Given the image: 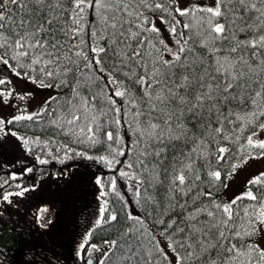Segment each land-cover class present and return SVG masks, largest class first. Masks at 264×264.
<instances>
[{
	"label": "snow or ice",
	"instance_id": "1",
	"mask_svg": "<svg viewBox=\"0 0 264 264\" xmlns=\"http://www.w3.org/2000/svg\"><path fill=\"white\" fill-rule=\"evenodd\" d=\"M0 104V233L48 238L23 264H59L40 193L79 160L73 264H264V166L232 190L264 161V0H0Z\"/></svg>",
	"mask_w": 264,
	"mask_h": 264
},
{
	"label": "trees",
	"instance_id": "2",
	"mask_svg": "<svg viewBox=\"0 0 264 264\" xmlns=\"http://www.w3.org/2000/svg\"><path fill=\"white\" fill-rule=\"evenodd\" d=\"M78 171L75 179H73L71 187H64L62 182H50L46 185L45 190H43L40 194L42 196H60V199H53L49 200L44 197L46 201H51L54 205L53 209H56V205L59 206L58 210H60L63 217V222L60 225L59 228V233L60 237L63 238L64 236H67V240H62V244H60V247L56 245L57 251L59 253H62V257L60 259L59 264H65V261H67V264H72L73 262H70L72 259L70 248H71V240H70V228L71 226H77L76 220L80 216V214H83L85 217V214L87 212L91 211V206H92V193L90 191L91 185L88 183V173L91 171H94V169L85 167L89 162L84 161V160H79L76 162ZM81 198H86L83 199L84 206L85 207H79V201ZM79 214V215H77ZM82 225V224H81ZM80 225V226H81ZM28 229V227L26 228ZM29 230V229H28ZM55 233H57L56 230H54ZM37 238L33 243L36 245H46L47 244V237L41 236L39 233L36 234ZM74 237V236H73ZM25 253H21L18 255L17 260H13V262H23L24 259L26 258V251Z\"/></svg>",
	"mask_w": 264,
	"mask_h": 264
},
{
	"label": "rangeland",
	"instance_id": "3",
	"mask_svg": "<svg viewBox=\"0 0 264 264\" xmlns=\"http://www.w3.org/2000/svg\"><path fill=\"white\" fill-rule=\"evenodd\" d=\"M207 2V0H205ZM18 85L20 87H23L24 85L20 82H18ZM47 92L43 89H35V96L32 99V104L35 105L38 103L41 98L46 97ZM15 103V101H13ZM13 109L10 107H5L2 104H0V113L7 114L8 112L12 111ZM20 150L17 147V142L14 137L9 136L6 140L2 142V147H0V159H7L11 160L14 156H19ZM264 166V161H252L247 168H245L243 171L240 172V174L234 178L233 184H232V190L234 191L237 187H239L241 181L244 179V177L248 174V172ZM41 195V194H40ZM47 198L49 200L53 199H60V196H43V198ZM27 203V202H26ZM59 206L56 205V209H53V215H55V230L57 231L58 237L62 240H67V236L63 235V238L60 237L59 228L61 223L63 222V217L65 214H61L64 212H61L58 210ZM15 209H13V219H15ZM20 219L18 222L13 224L11 221H9L8 224L3 225L4 231L0 233V256L3 257V260L0 261V264H23V262H13V260H17L18 255L21 253H25L24 251L26 248L35 241L37 238L36 234L37 232L32 233L31 240L26 241L25 237L28 235V229L25 227L23 231L20 230V225H28L29 221L25 219V214L23 211L20 212ZM64 234V233H61ZM59 243L57 244L58 247H60ZM36 245V244H35ZM38 246V245H37Z\"/></svg>",
	"mask_w": 264,
	"mask_h": 264
},
{
	"label": "flooded vegetation",
	"instance_id": "4",
	"mask_svg": "<svg viewBox=\"0 0 264 264\" xmlns=\"http://www.w3.org/2000/svg\"><path fill=\"white\" fill-rule=\"evenodd\" d=\"M83 199H86V198H83ZM82 198H81V200L79 201V204L80 205H78L80 208L83 206V207H85L84 206V200H83ZM82 207V208H83ZM77 215H79V214H77ZM83 220H84V216H83V214H80V216L77 218V220H76V223H77V226H74V227H72L71 226V228H70V240L72 241L74 238H75V235H76V233L80 230V225L81 224H83ZM74 236V237H73Z\"/></svg>",
	"mask_w": 264,
	"mask_h": 264
}]
</instances>
